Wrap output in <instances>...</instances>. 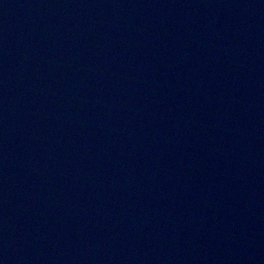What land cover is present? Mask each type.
I'll return each instance as SVG.
<instances>
[{
	"label": "water",
	"instance_id": "water-1",
	"mask_svg": "<svg viewBox=\"0 0 264 264\" xmlns=\"http://www.w3.org/2000/svg\"><path fill=\"white\" fill-rule=\"evenodd\" d=\"M0 264H264V0H0Z\"/></svg>",
	"mask_w": 264,
	"mask_h": 264
}]
</instances>
